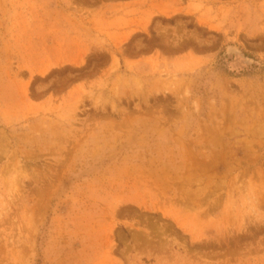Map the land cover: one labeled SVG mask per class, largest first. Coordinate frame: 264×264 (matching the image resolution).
Here are the masks:
<instances>
[{
    "label": "rangeland",
    "instance_id": "rangeland-1",
    "mask_svg": "<svg viewBox=\"0 0 264 264\" xmlns=\"http://www.w3.org/2000/svg\"><path fill=\"white\" fill-rule=\"evenodd\" d=\"M0 264H264V0H0Z\"/></svg>",
    "mask_w": 264,
    "mask_h": 264
}]
</instances>
